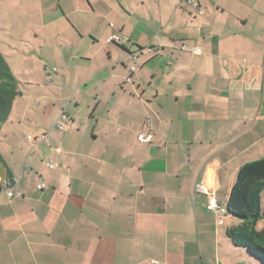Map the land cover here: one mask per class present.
<instances>
[{"label":"crops","instance_id":"crops-1","mask_svg":"<svg viewBox=\"0 0 264 264\" xmlns=\"http://www.w3.org/2000/svg\"><path fill=\"white\" fill-rule=\"evenodd\" d=\"M197 1L0 0L20 92L0 125V180H18L13 198L0 184V264H259L227 203L264 158V0ZM210 172L217 214L195 192Z\"/></svg>","mask_w":264,"mask_h":264},{"label":"trees","instance_id":"trees-1","mask_svg":"<svg viewBox=\"0 0 264 264\" xmlns=\"http://www.w3.org/2000/svg\"><path fill=\"white\" fill-rule=\"evenodd\" d=\"M17 87V80L0 54V125L6 121L13 101L20 95ZM263 192L264 158H261L240 167L227 203V212L237 223L228 230L229 238L259 264H264V233L258 231L256 225L264 217Z\"/></svg>","mask_w":264,"mask_h":264},{"label":"built area","instance_id":"built-area-1","mask_svg":"<svg viewBox=\"0 0 264 264\" xmlns=\"http://www.w3.org/2000/svg\"><path fill=\"white\" fill-rule=\"evenodd\" d=\"M187 3L190 4L194 9L199 10V12L201 14H203L204 10L201 8L200 3L197 0H187ZM124 42L129 43V39L125 36H120L118 34H114L108 39L109 44H121ZM156 49L157 48L154 46L153 47L150 46L147 48L148 51H155ZM181 50L191 52L193 54H201V48L200 47H188L186 45H183L181 47ZM130 58H133V56L130 55ZM132 70L134 71L135 68H132ZM68 120H69L68 116L65 113H62L59 117L58 122L55 125V129L63 130L64 124ZM28 139L31 142L36 143L38 141H46L48 139V135L45 133L37 135V136L29 135ZM137 140L143 144H150L153 142V135L152 134H140L137 136ZM56 151H57V153L60 152L59 149H57ZM48 167L50 169H56L57 164H55L52 160H50L48 162ZM211 180H212V175L210 172L208 174V177H207L206 182L204 184L196 185L195 192L206 195L209 198V204H208L209 209L217 214V213H219L222 204L219 202V200L216 197V192L212 188ZM17 183H18L17 179H14V180L12 179L10 181L9 180H0V184H3V187L6 189V193H7L9 198H13L15 196V194L11 191L10 188L13 184H17ZM44 188H45V184L40 183L38 185L39 190H43ZM16 195H21V193H18Z\"/></svg>","mask_w":264,"mask_h":264},{"label":"rangeland","instance_id":"rangeland-1","mask_svg":"<svg viewBox=\"0 0 264 264\" xmlns=\"http://www.w3.org/2000/svg\"><path fill=\"white\" fill-rule=\"evenodd\" d=\"M24 91H26V89H24ZM264 196V195H263ZM262 208L264 209V197H263V200H262V204H261ZM264 226V221H261L260 222V225L258 228H262Z\"/></svg>","mask_w":264,"mask_h":264}]
</instances>
